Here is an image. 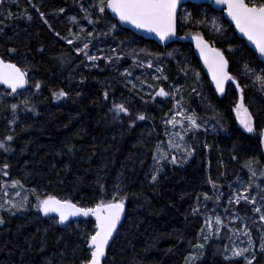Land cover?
Segmentation results:
<instances>
[{
  "label": "trees",
  "instance_id": "obj_1",
  "mask_svg": "<svg viewBox=\"0 0 264 264\" xmlns=\"http://www.w3.org/2000/svg\"><path fill=\"white\" fill-rule=\"evenodd\" d=\"M90 2L5 0L0 5V57L21 67L28 79L23 92L0 89V139L14 136L13 150H0V167L9 165L8 176L0 174V205L5 199L17 204L26 201L24 211L13 209L15 215L0 210L5 219L0 225V264H80L90 252L84 237L96 230L94 220L61 226L56 218L37 210L36 196L52 195L94 207L101 199L110 200L117 186L127 196V213L104 264H185L196 250L193 246L205 243L201 229L207 235L206 220L218 215L226 227L211 235L194 264H246L242 257L226 261L223 254L230 243L228 229L243 231L245 225L255 245L253 264H264L259 250L264 221L253 211L254 205L243 199L235 203L237 195H248L264 211V180L259 177L264 170V137L259 134L264 130V87L251 71L264 75V64L237 37L222 12L210 4L183 5L178 35H202L228 61L234 80L218 93L190 43L160 46L120 28L107 11L105 15L92 9L91 18L97 22L89 23L81 4L87 8ZM185 9L192 13L191 19L184 18ZM85 42L88 54L102 59L92 62L78 51ZM37 82L39 92L34 87ZM161 87L170 98L155 96ZM60 89L68 97L58 100L52 95ZM241 89L243 105L256 128L253 133L240 126L236 115ZM104 91L109 92L107 100ZM113 102L124 103L131 116L121 114L117 125L101 128L103 114ZM11 104L18 105L15 113ZM177 112L186 118L184 141L194 150L191 157L169 144L171 125L163 121ZM138 113L145 119L135 120ZM193 113L199 127L186 130L190 128L187 117ZM161 143L169 158L175 155L186 162L164 161L153 183V157ZM249 161L256 162L255 183L260 188L245 192ZM14 180L22 187H13Z\"/></svg>",
  "mask_w": 264,
  "mask_h": 264
},
{
  "label": "snow or ice",
  "instance_id": "obj_2",
  "mask_svg": "<svg viewBox=\"0 0 264 264\" xmlns=\"http://www.w3.org/2000/svg\"><path fill=\"white\" fill-rule=\"evenodd\" d=\"M5 0H0V5H3ZM216 4H222L227 6L228 16L231 17L232 21L235 22L236 27L239 31L247 36L248 40L251 41L257 51L259 52L261 57H264V0H215ZM35 7V6H33ZM182 7V0H91L89 6L87 8L81 4V9L84 13L83 18L88 20L89 23H96V20H93L92 17V9H95L100 14L106 15V9H110L113 13H115L119 20L125 23H130L134 25L138 29H144L148 32L155 33L161 40H168L171 37L176 36L177 34V21L180 19L179 10ZM37 11H39L37 9ZM60 12H63L64 9H59ZM41 17H43V13H40ZM183 16L185 19H191L192 13L187 12L185 9ZM101 19L104 18V15L100 16ZM31 19V17H29ZM75 20V17H72ZM47 24V20L44 21ZM196 23H202V21H196ZM51 27V25H49ZM115 25H113V28ZM213 27L216 28L217 31L220 29L216 27L215 21H213ZM84 31V29H81ZM57 36L60 34L57 32ZM91 36L92 33H89ZM194 39L197 42V47L200 49L201 54L205 56V63L209 64L210 68L213 70V80L216 83V88L223 92L224 84L227 81L234 80V77L229 75L226 71L228 61L224 58L223 52H221L218 48L209 47L208 41H206L202 35L197 34ZM69 44L73 43V40L68 39ZM89 48V43L85 42L82 48H78V51L83 52L85 57L92 61L96 62L101 57L95 55H89L87 49ZM10 52H15V49L9 50ZM115 51V49H113ZM120 57H117L119 59ZM111 62V58H105ZM149 68L152 67L151 64L147 65ZM246 74L249 71V67L246 65ZM157 71L162 72V69H157ZM252 75L256 77V80L259 81L264 87V75L257 74L255 70H251ZM261 73H264V69H261ZM126 75H131L130 72L126 73ZM27 72L22 71L16 64L6 63L3 58H0V84L7 85L8 88L11 89L12 93H16L17 89L24 88L26 84H28V80L26 79ZM164 80H167V76H163ZM37 92H39L41 88V84L37 82L34 85ZM135 87V85H133ZM151 87V85H149ZM239 88V84L236 85ZM177 91H179L177 89ZM241 103L237 107V114L239 115L243 112V117L240 120V123L249 133H253L256 131L254 127V121L251 113H249L248 109L243 105V89H241ZM52 95L56 99L66 98L69 93L60 89L59 91H54ZM151 95V94H149ZM170 95L169 92L165 91L163 87L159 88L158 91L155 92V96L159 97H168ZM104 99L107 100L109 97V92L104 91L103 93ZM155 96H152V99H155ZM2 102V101H0ZM25 106H27L28 101H24ZM13 113L16 112L18 105L11 104L10 105ZM114 113V119H120L121 114L126 116H131L129 108L125 106L124 103H115L113 102L112 108L110 109ZM177 115H183L182 112H177ZM145 116L143 114H137L135 120H144ZM135 120L131 122L132 126L135 124ZM189 121L190 128L186 130H190L191 128H198L199 125L196 122L195 114L193 113L191 116L187 117ZM166 125L171 124L173 127L177 123L183 124V121H177L175 116L168 118L163 121ZM15 123V119L11 122ZM167 134V133H166ZM261 137H264V130L260 133ZM174 135L179 136V133H175ZM14 136L11 134L6 135L3 139H0V150L7 153L12 151L11 142L13 141ZM182 140L183 137H180ZM169 144L172 147L180 148L182 145L172 144V141H169ZM194 150H190L189 148H184L185 155L187 157H191ZM157 156H154V161L159 165L158 167L153 168V172L151 174V180L155 183L163 171L164 161H168L171 164L184 163L186 160L184 158H178L175 155H172L169 158V153L163 152L159 147L157 148ZM235 158V157H233ZM255 161H249L246 163V167L250 173V180L245 188V192H248L253 187L256 189L260 188L259 184H256L255 181L257 179V171L253 168V164ZM9 165L7 163L3 164L0 167V174L7 177ZM259 177L261 180H264V170L259 172ZM209 183H212L209 180ZM12 186H20L19 181H12ZM213 188L216 185L213 183ZM7 187V184H5ZM34 191V190H33ZM19 195V193H17ZM205 199H209V197L205 194ZM36 199L38 203L35 205L38 211L43 212L45 216H48L50 213H56L59 216V223L65 224L70 217L74 216H94L96 220L95 231L93 234H86L84 237L85 246L90 250L89 254L85 256L83 260H81L80 264H102V260L106 255V248L109 245V241L113 238V233L117 229V225L120 223L121 216L124 212L125 200L127 196L122 195L118 186L114 189L111 194L110 200L101 199L98 203L95 204L94 207H79L77 204H74L69 199H58L55 196L48 195L45 198L41 199L37 194ZM199 200V198H197ZM244 200L252 205L253 211L259 214V220L264 221V211L261 210V207H255L256 200L255 197H249L248 195H237L235 197V203L239 204L241 200ZM262 201H264V197H262ZM233 201L230 199L229 204ZM25 203L17 204L13 203L11 200L7 201V207L5 208L3 205H0V210L7 211L11 215H15L16 211H24ZM15 209L16 211H13ZM198 209L193 208V212H197ZM255 222V221H254ZM5 223V219L3 216H0V225ZM216 232L211 233L210 235L204 234V229H201V238L205 243H199L194 245L193 247L199 250L200 255L203 254V249L205 248L206 242L211 238V235H215L218 233L221 228L226 227L223 225V222L219 217L216 218ZM206 224L209 228L212 227V223L210 220H206ZM228 231L232 232L235 235L239 229H228ZM241 235L246 236L247 246L243 248L239 247H228L225 246L223 249L224 259L226 261H234L235 258H243L246 261V264H253L256 259L255 245L251 236V231L248 229L247 225H245L243 232ZM259 250L261 253H264V235L261 236V242L259 244ZM196 257L189 256V261Z\"/></svg>",
  "mask_w": 264,
  "mask_h": 264
},
{
  "label": "water",
  "instance_id": "obj_3",
  "mask_svg": "<svg viewBox=\"0 0 264 264\" xmlns=\"http://www.w3.org/2000/svg\"><path fill=\"white\" fill-rule=\"evenodd\" d=\"M185 4H195V5L210 4L213 7L214 10H216L218 12H222L223 13V16H224V19L233 27V30L235 31V34L237 35V37H239L240 39H242L247 44V46L256 54L257 58L264 64V57H261L260 56L259 52L255 48V45L251 41L248 40L247 36H245L244 34H242L239 31V29L235 25V22L232 21V19H231L230 16H228L227 6L226 5L216 4L215 3V0H182V6L185 5ZM106 11L117 22V24L119 25L120 28L129 30V31L133 32L135 35H137V36H139V37H141V38H143L145 40L154 41V42H156L160 46H167V45H170V44H172L174 42H179V41H186V42L190 43L191 46H192V48H193V50H194V52L196 53L197 58L200 61V65H201V68H202L203 73L209 79L210 83L215 87L216 91L218 93H221V91H219L216 88V83L213 80V70H212V68H210L209 64L205 63V56L201 54L200 49L197 47V42L194 39V37L196 35L180 37L178 35V31H177L176 36L171 37L168 40H161L155 33L148 32L147 30H144V29H138V28H136L134 25H132L130 23H125V22L120 21L119 20V17L115 13H113L110 9H106ZM208 44H209V47L216 48L213 45H211L209 42H208ZM0 58H2V57H0ZM224 58L226 59L225 55H224ZM5 62L6 63H13V62L8 61V60H5ZM13 64H15V63H13ZM17 67H19V66L17 65ZM19 68L22 71H24L21 67H19ZM226 71L229 73V75H231L230 72H229V70H228V63H227ZM26 79H27V76H26ZM228 82L229 81L225 82L224 87H225V85ZM0 88H3L6 91H9V92L12 93L11 89L8 88L7 85L0 84ZM26 88H27V84L25 85L24 88L17 89V92L16 93L23 92ZM241 114H243V112H241ZM74 204H76V203H74ZM77 206H79V205L77 204ZM79 207H81V206H79ZM41 213L43 214V212H41ZM126 213H127V207L125 206L124 207V212H123V214L121 216L120 223L117 225V229L113 233V238L109 241V245L106 248V255H105V257L102 260V264H104V261H105L106 256H107L108 249L111 246L112 242L114 241V239H115V237H116V235H117L120 227L122 226V224H123V222H124V220L126 218ZM47 217H54L59 222V216L56 213H50ZM89 218L93 219L94 222H95V224H96V220H95V217L94 216H88V217H84V216H74V217H70L69 220L65 224H61V223H59V224L61 226H67V225H69L73 221L86 220V219H89Z\"/></svg>",
  "mask_w": 264,
  "mask_h": 264
},
{
  "label": "rangeland",
  "instance_id": "obj_4",
  "mask_svg": "<svg viewBox=\"0 0 264 264\" xmlns=\"http://www.w3.org/2000/svg\"><path fill=\"white\" fill-rule=\"evenodd\" d=\"M118 29L116 27L113 28V32H116ZM159 97V96H158ZM171 96L169 95L168 97H160L161 99H165V98H170ZM112 108V105H110L106 110H105V113L103 114V118H102V123H101V128H103V126L105 127H112L114 125H117L118 124V119H114V113L112 111H110V109ZM236 115L238 117V120H239V124L240 126L246 130L243 125L240 123V120L242 119L243 115H238L237 114V111H236ZM175 118L177 121H183L184 119H186L183 115H177V113L175 114ZM186 121H183V124H180V123H177L175 125V127H173L171 124V128H170V131H171V138H172V141L175 143V144H179V145H182V147L178 148L181 152H184V148H187L186 146V143L184 141V135L185 133H183V125ZM187 123V122H186ZM189 125V124H188ZM175 133H179V136H176L174 135ZM180 137H183V139L181 140ZM159 148L163 151V152H166V147L164 146L163 143H161L159 145ZM263 150H264V141H263ZM157 162H155V166H157ZM6 201L3 202V206L6 208L8 205H7V199H5ZM219 217L216 216L213 218V220H211V223H212V227L209 228V226H207V232L206 234L207 235H210L211 233H215L216 232V218ZM220 218V217H219ZM221 219V218H220ZM222 229V228H221ZM233 229H236V228H233ZM221 231V230H220ZM219 231V232H220ZM218 232V233H219ZM243 231L239 230L238 232L235 233V235H233L232 232L228 231V239H229V247H239V248H243V247H246L247 246V237L246 236H243L241 235ZM216 233V234H218ZM199 250H194L193 252L190 253L189 256H193V257H196L192 260L189 261V256L186 260V263L185 264H194L195 261L197 260L198 258V255H199Z\"/></svg>",
  "mask_w": 264,
  "mask_h": 264
}]
</instances>
